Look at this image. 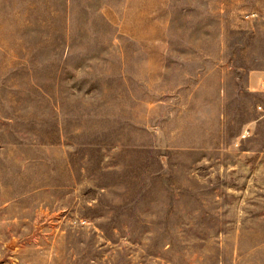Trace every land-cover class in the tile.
Here are the masks:
<instances>
[{
  "label": "rangeland",
  "instance_id": "374dc122",
  "mask_svg": "<svg viewBox=\"0 0 264 264\" xmlns=\"http://www.w3.org/2000/svg\"><path fill=\"white\" fill-rule=\"evenodd\" d=\"M263 76L264 0H0V264H264Z\"/></svg>",
  "mask_w": 264,
  "mask_h": 264
},
{
  "label": "built area",
  "instance_id": "2783aa9c",
  "mask_svg": "<svg viewBox=\"0 0 264 264\" xmlns=\"http://www.w3.org/2000/svg\"><path fill=\"white\" fill-rule=\"evenodd\" d=\"M260 91L264 92V76L260 80ZM249 135L248 131L243 133V138H246Z\"/></svg>",
  "mask_w": 264,
  "mask_h": 264
}]
</instances>
